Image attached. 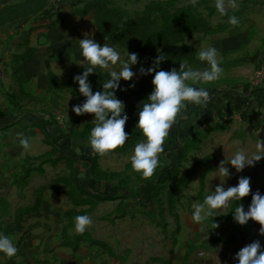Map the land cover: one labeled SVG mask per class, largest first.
I'll return each instance as SVG.
<instances>
[{"label":"rangeland","instance_id":"rangeland-1","mask_svg":"<svg viewBox=\"0 0 264 264\" xmlns=\"http://www.w3.org/2000/svg\"><path fill=\"white\" fill-rule=\"evenodd\" d=\"M226 7L221 15L215 0H198L196 6L190 0H0V61H10L0 71V81L8 112L15 113L14 121L23 115L26 123L0 134V144H13L0 151V158L17 163H9L8 170L19 197L31 194L35 199L48 192L49 201L57 198L63 209L64 264H236L235 253L246 244L259 240L264 247L259 222L249 219L240 225L233 219L236 204L247 210L253 192L264 194V157L240 172L229 163L227 178L215 171L234 151L255 152L258 138L264 140V131L253 122L229 114L231 107L243 109L240 101L227 105L230 94L239 96L264 75V0H237L235 8L226 0ZM231 15L239 18L238 25L228 22ZM59 27L66 30L63 38L56 33ZM85 33L94 34L101 45L116 47L121 59H127L126 50L138 54V63L131 66L137 73L135 86L127 87L133 81L122 79L126 90L115 93L125 104L129 137L104 155L94 153L88 143L93 114L72 110L85 99L73 79L84 70L77 63L83 59L78 39ZM7 35L14 41L11 48ZM30 38L49 65L46 91L23 75ZM207 46L218 49L224 73L197 86L209 90L206 106L215 102L219 116L213 115V107L205 114V104H188L169 131L160 165L145 178L133 170L130 157L144 139L135 125L140 102L152 91L154 73L138 70L152 66L160 54L166 56L160 63L164 70L179 69L182 61L202 70L207 62L198 52ZM112 67L118 70L119 62ZM108 73L97 66L89 74L94 92L102 91ZM39 115L46 123L39 119L42 126L27 125L29 117L37 122ZM18 133L29 137L28 149L19 144ZM240 176L251 178L246 197L231 201L202 226L191 221L194 202H202L222 182L225 188L237 184ZM79 214L93 219L82 234L74 228Z\"/></svg>","mask_w":264,"mask_h":264},{"label":"clouds","instance_id":"clouds-1","mask_svg":"<svg viewBox=\"0 0 264 264\" xmlns=\"http://www.w3.org/2000/svg\"><path fill=\"white\" fill-rule=\"evenodd\" d=\"M193 6L198 0H190ZM232 8L237 6V0H227ZM215 8L221 14L227 13L226 0H215ZM231 25H238L236 15L229 16ZM79 48L83 59L77 64L83 67V72L74 75L78 82V90L85 99L82 103L73 105L72 110L77 115L93 114L94 126L90 130L88 143L94 153L104 155L107 152L123 146L129 137L125 131L128 115L124 102L117 97L116 90H126L121 87V80L133 81L137 75L131 68L138 63V54L126 50L127 59H121V54L111 44L98 43L94 34H84L83 39H78ZM198 58L207 62L204 69L192 68L186 61L180 63L179 69L173 67L169 70L160 68V63L166 59L164 54L154 58L152 66L141 67L140 74H151L152 91L140 102L138 120L135 127L142 131L144 139L134 146L130 157L133 170L147 178L154 174L161 163V154H164V143L173 124L176 123L178 114L186 109L188 104L204 105L210 100L207 88L197 86L199 82H213L221 78L224 68L218 59V49L214 46L203 47L198 52ZM119 62V69L112 67ZM109 69V78L102 83V91H93L89 74L96 72V67ZM159 69V70H157ZM191 82V83H189ZM135 82L127 85L134 87ZM19 144L24 148L30 147V139L23 133L17 134ZM256 151L249 153L240 148L233 152L231 157L221 160L215 170L224 178L229 177L228 165L237 172L246 166H252L264 157V140L258 138ZM215 176V177H216ZM250 177L240 176L235 185L224 187L223 182L210 190L202 202H194L189 214L194 224L202 226L209 217L216 216L218 210L227 207L231 201H241L251 191ZM225 180V179H224ZM223 180V181H224ZM233 219L240 225L246 224L249 219L259 222L260 234L264 235V194L259 190L252 193L251 202L245 210L243 203L236 204L233 210ZM74 228L77 233H84L93 224V219L88 214H79L74 218ZM216 227V224H215ZM18 252L15 237L0 231V254L12 258ZM236 264H264V247L259 240L246 244L235 253Z\"/></svg>","mask_w":264,"mask_h":264},{"label":"crops","instance_id":"crops-1","mask_svg":"<svg viewBox=\"0 0 264 264\" xmlns=\"http://www.w3.org/2000/svg\"><path fill=\"white\" fill-rule=\"evenodd\" d=\"M65 32L64 27H59L56 30L57 35L61 34L62 38L65 36ZM9 35L5 38L8 39L9 42L7 43L11 48L14 41L10 40L11 36L9 37ZM30 39L28 43L29 55L21 65L23 75L25 77L29 76L35 83H38L37 88L40 91H46L44 82L49 65L40 56L38 46L33 45V40ZM11 52L13 51L11 50ZM0 57L4 58V54ZM9 63L10 61L8 62L7 59L6 61L1 60L0 71L7 69ZM1 64L3 67H1ZM262 67H264V61ZM257 78L258 80L252 83L253 86L248 87V89L245 88L239 96L238 94H230L227 98L229 102L227 105L240 101L243 109L235 110L231 107L229 114L236 113L233 116L248 122L251 121L264 131V75H259ZM1 83L0 81V134L8 133L14 127L26 124L23 115L18 116V120L14 121L15 113L10 115L8 112V100L3 93ZM38 117L45 120L43 115ZM39 118H36L39 121L36 122L37 126H42ZM17 121L20 124L16 123ZM10 147H13V144L11 145L9 142L0 144V151ZM9 163H12L13 167L17 165L13 160L0 158V231L15 237L18 252L12 258H6L3 254H0V264H64V253L60 245L63 209H60L57 198L53 202L49 201L48 192H44L42 195L39 194V197L35 199H32L31 194L27 197L28 199L19 197V192H16L18 185L14 184L12 180L13 171L8 170ZM33 201L35 204L37 203L36 207L35 204L33 205L35 209H32L31 206Z\"/></svg>","mask_w":264,"mask_h":264},{"label":"trees","instance_id":"trees-1","mask_svg":"<svg viewBox=\"0 0 264 264\" xmlns=\"http://www.w3.org/2000/svg\"><path fill=\"white\" fill-rule=\"evenodd\" d=\"M9 21H11V20H9ZM5 23V22H4ZM2 25V24H1ZM23 43H27V40H25ZM26 58V54L25 55H23L20 59H25ZM216 103L214 102L213 104H212V106H209V107H211V109H212V107L215 109V112H216V114H215V112L213 111V115H215V116H219V110L217 109V108H215V107H217L216 105H215ZM204 107H207V109L206 110H204V112H205V114H208V112H209V107H208V105L206 106V104H205V106ZM202 118V117H201ZM203 118L205 119V120H207V119H209L210 120V117L208 116V117H206V116H203ZM40 119V118H39ZM34 120H35V117H33V118H28L26 121L28 122V124L27 125H37V123L36 122H34ZM36 120H38V119H36ZM43 123H45V120H43L42 118L40 119ZM203 120V119H202ZM39 122V121H38ZM37 202H38V200H37ZM35 207L37 206V203L34 205ZM34 206H32V209L34 208L35 209V207Z\"/></svg>","mask_w":264,"mask_h":264}]
</instances>
